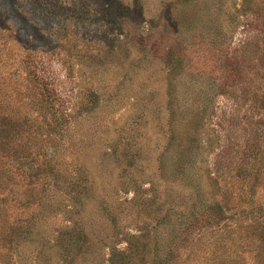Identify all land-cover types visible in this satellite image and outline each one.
<instances>
[{"label": "rangeland", "instance_id": "obj_1", "mask_svg": "<svg viewBox=\"0 0 264 264\" xmlns=\"http://www.w3.org/2000/svg\"><path fill=\"white\" fill-rule=\"evenodd\" d=\"M0 264H264V0H0Z\"/></svg>", "mask_w": 264, "mask_h": 264}]
</instances>
